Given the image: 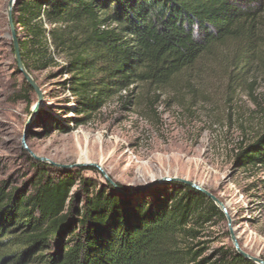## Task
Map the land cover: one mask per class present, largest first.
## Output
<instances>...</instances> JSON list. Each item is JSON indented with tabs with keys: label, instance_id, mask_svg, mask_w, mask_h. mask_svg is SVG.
Returning a JSON list of instances; mask_svg holds the SVG:
<instances>
[{
	"label": "trees",
	"instance_id": "16d2710c",
	"mask_svg": "<svg viewBox=\"0 0 264 264\" xmlns=\"http://www.w3.org/2000/svg\"><path fill=\"white\" fill-rule=\"evenodd\" d=\"M263 15L264 0H16L13 7L28 74L56 67L55 77H67L60 86L74 105L64 112L70 124L50 128L60 133L88 124L112 100L127 109L138 87L168 89L216 47L258 42L256 61L264 63ZM30 162L21 186L0 182V264H253L232 246L205 254L201 231L225 214L186 185L116 191L83 176L94 168ZM235 164L264 171V130Z\"/></svg>",
	"mask_w": 264,
	"mask_h": 264
},
{
	"label": "rangeland",
	"instance_id": "374dc122",
	"mask_svg": "<svg viewBox=\"0 0 264 264\" xmlns=\"http://www.w3.org/2000/svg\"><path fill=\"white\" fill-rule=\"evenodd\" d=\"M8 2L0 0V182L19 187L30 177L29 152L59 166L97 164L128 189L165 177L188 180L219 199L240 248L264 261V171L235 164L239 150L264 130L258 42L216 47L168 89L138 87L127 109L112 100L88 124L60 133L50 128L70 124L72 114L64 112L74 105L60 86L67 77H55L56 67L31 74L43 100L28 121L37 97L15 70ZM83 176L105 180L98 171ZM227 223L225 218L202 229L205 254L232 246Z\"/></svg>",
	"mask_w": 264,
	"mask_h": 264
},
{
	"label": "water",
	"instance_id": "95a60500",
	"mask_svg": "<svg viewBox=\"0 0 264 264\" xmlns=\"http://www.w3.org/2000/svg\"><path fill=\"white\" fill-rule=\"evenodd\" d=\"M16 0H9L8 5H7V10H6V14H7V22H8V27H9V33H10V39L12 41V50H13V56H14V61L16 64V69H17V73L19 75H21L23 77V79L25 80V82L27 83V85L33 90V92L35 93L36 97H37V103L34 105V107L31 110L30 116H29V120L30 121L32 119V117H34L36 115V113L39 110V107L41 105V102L43 100L42 94L38 88V86L36 85L35 81L32 79L31 75L28 74V72L25 70L21 57H20V51H19V46H18V42H17V36H16V30H15V25H14V21H13V7L15 5ZM30 157L36 161V162H42V163H48L53 167L56 168H65V169H71V168H94L96 171H98L102 177L105 179L106 182H108V184H110L116 191H123L115 182H113L107 175L106 173L102 170V168L97 165V164H93V163H85V164H76V165H72V166H59L53 163L48 162L47 159L45 158H41V157H37L35 156L33 153L29 152ZM177 182V183H181L183 185H186L192 189H194L195 191H197L198 193L206 196L209 200H211L214 205L220 209L224 214H225V218L228 220L227 223V230H228V236L229 239L231 241L232 247L234 249V251L241 256L242 258H244L245 260L253 263V264H264V261L253 257L249 254H247L246 252H244L238 243V240L234 234V230L233 227L229 221V219L226 216V210L225 208H223L222 203L219 201L218 198H216L213 194H211L209 191L205 190L204 188H202L201 186L197 185L194 182L188 181V180H184V179H180V178H160V179H154L151 180L149 183L144 184L143 186H140L138 188H134V189H128L123 187L122 185H120L125 191H128L130 193H142V192H146L147 190H149L150 188L162 184V183H167V182Z\"/></svg>",
	"mask_w": 264,
	"mask_h": 264
}]
</instances>
